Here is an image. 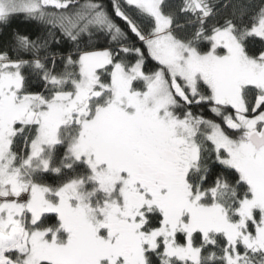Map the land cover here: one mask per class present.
Here are the masks:
<instances>
[{
    "label": "snow or ice",
    "instance_id": "6c2138e0",
    "mask_svg": "<svg viewBox=\"0 0 264 264\" xmlns=\"http://www.w3.org/2000/svg\"><path fill=\"white\" fill-rule=\"evenodd\" d=\"M17 16L0 264H264V0H0V36Z\"/></svg>",
    "mask_w": 264,
    "mask_h": 264
},
{
    "label": "trees",
    "instance_id": "16d2710c",
    "mask_svg": "<svg viewBox=\"0 0 264 264\" xmlns=\"http://www.w3.org/2000/svg\"><path fill=\"white\" fill-rule=\"evenodd\" d=\"M105 3H107V0H105ZM15 30H18L22 33L29 34V35H34L36 31L35 25L27 23L24 20L23 16H17L12 20L10 27L4 28L2 30L3 35L0 36V45H2L4 42H7L11 37V33ZM104 43L105 41L101 40V45H103ZM148 67H151V64H149ZM205 114L210 115L207 112ZM53 179H55V177H50L49 182H51Z\"/></svg>",
    "mask_w": 264,
    "mask_h": 264
}]
</instances>
